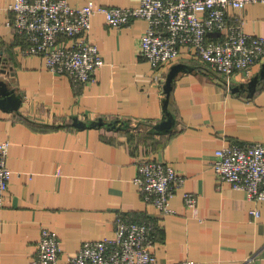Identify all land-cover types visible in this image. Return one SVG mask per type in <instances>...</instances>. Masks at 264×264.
<instances>
[{
  "label": "crops",
  "instance_id": "crops-1",
  "mask_svg": "<svg viewBox=\"0 0 264 264\" xmlns=\"http://www.w3.org/2000/svg\"><path fill=\"white\" fill-rule=\"evenodd\" d=\"M13 1L0 0V78L21 100L17 111L0 108V142H9L12 172L0 206V264L30 261L44 228L57 234L65 262L84 242L113 238L119 214L156 224L153 252L161 262L264 264V201L249 200L213 169L217 149L264 143V78L251 95L232 91L256 76L264 60L249 74H236L230 88L186 48L154 70L139 55L144 20L114 28L96 14L88 40L104 64L92 82L75 84L49 71L42 57L22 54L25 43L8 25ZM89 1L109 7L141 2L67 0L73 7ZM230 13L242 18L247 34L264 36V4ZM175 64L188 70L176 77L170 93L174 125L158 134L153 126L164 116L163 85ZM72 117L88 124L99 118L127 121L131 128H48L69 125ZM142 157L167 163L184 178L165 213L145 202L134 183ZM187 192L197 198L192 209L184 203Z\"/></svg>",
  "mask_w": 264,
  "mask_h": 264
},
{
  "label": "built area",
  "instance_id": "built-area-1",
  "mask_svg": "<svg viewBox=\"0 0 264 264\" xmlns=\"http://www.w3.org/2000/svg\"><path fill=\"white\" fill-rule=\"evenodd\" d=\"M264 0H141L136 7L101 6L93 1L78 7L67 0H14L8 22L25 45L22 54L40 56L53 73L67 75L75 84L94 80L104 61L96 45L88 40L91 18L103 15L108 26L121 28L134 19L147 23L139 41V55L154 70L176 61L182 48L208 65L232 86L236 74H249L264 60V36L247 34L241 12L248 4ZM190 50V51H189ZM9 142H0V206L4 204L12 172L7 167ZM213 169L217 179L242 190L252 201H264V143H231L215 151ZM184 182L183 176L167 163L140 158L134 183L142 199L167 212L169 202ZM188 208H194L193 193L183 195ZM257 216V211H251ZM154 222H135L119 214L115 235L86 241L79 251L60 261L57 234L42 229L35 256L26 264H192L167 263L154 255Z\"/></svg>",
  "mask_w": 264,
  "mask_h": 264
},
{
  "label": "water",
  "instance_id": "water-1",
  "mask_svg": "<svg viewBox=\"0 0 264 264\" xmlns=\"http://www.w3.org/2000/svg\"><path fill=\"white\" fill-rule=\"evenodd\" d=\"M187 70H188V66L184 64H175L171 66L169 72L166 75L165 83L163 85V91L165 94L163 100L164 116L162 117L159 123L153 126V129L158 134L169 133L174 125V117L170 112L166 111V108L169 102V97L173 88L174 80L180 73L186 72ZM0 71L1 73L5 72L3 68ZM262 78H264V64L262 65L260 72L256 76L251 78V80H249L246 84H239L238 86H235L232 89V91L237 92V91L245 90L248 92V95H251L255 91V88L259 80ZM20 103H21L20 97L15 94L14 90L9 88L8 83L6 81L0 78V108L5 111H17L19 109ZM71 126L77 129H82L87 126H95V127L105 126L108 129H116L115 126L113 125L111 126L110 124H107V122L101 118H99L97 121L88 124L78 120L75 117H72Z\"/></svg>",
  "mask_w": 264,
  "mask_h": 264
},
{
  "label": "trees",
  "instance_id": "trees-1",
  "mask_svg": "<svg viewBox=\"0 0 264 264\" xmlns=\"http://www.w3.org/2000/svg\"><path fill=\"white\" fill-rule=\"evenodd\" d=\"M18 37V36H17ZM166 111L170 112L169 111V103L167 105V108H166ZM171 113V112H170ZM105 121V120H104ZM71 122V121H70ZM107 124H110L111 126H115L116 129H119L120 131L121 130H127L129 129V122L127 121H119V120H111V121H106ZM30 125H32V123H30ZM61 127H64V128H74L71 126V123L69 125H63V126H55V127H48L49 129H57V128H61ZM128 131V130H127Z\"/></svg>",
  "mask_w": 264,
  "mask_h": 264
},
{
  "label": "rangeland",
  "instance_id": "rangeland-1",
  "mask_svg": "<svg viewBox=\"0 0 264 264\" xmlns=\"http://www.w3.org/2000/svg\"><path fill=\"white\" fill-rule=\"evenodd\" d=\"M130 128H131V127H129V129H127V130H130Z\"/></svg>",
  "mask_w": 264,
  "mask_h": 264
}]
</instances>
